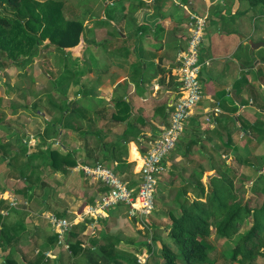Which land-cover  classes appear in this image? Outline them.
I'll use <instances>...</instances> for the list:
<instances>
[{"label": "crops", "instance_id": "0c3cea01", "mask_svg": "<svg viewBox=\"0 0 264 264\" xmlns=\"http://www.w3.org/2000/svg\"><path fill=\"white\" fill-rule=\"evenodd\" d=\"M111 1L107 0L106 3V8L112 9L109 16L101 10L103 13L100 12L101 15L96 19L84 20L90 28L76 45V50L89 47L88 64L83 59L85 49L79 54L69 51L72 59L79 58V64L87 66L83 68L85 73L79 78L73 77L66 88L63 86V90L54 87L46 91L52 96L51 100L49 101V95L45 96V99H41L40 107L35 109H39L38 114L44 119L48 118L47 124L43 127L37 124L36 129L32 122L23 126L30 137V152L34 151L33 147L46 149L51 146L61 152L72 151L77 163L67 172H49L48 177L52 181H41L46 182L41 197L34 195L33 189L29 191L30 195L24 196L30 209L24 208L28 213L24 219L25 228L21 229V225L16 227V232L21 231L13 256L17 264H66L62 260L61 245L52 244L54 232L45 217L49 213H59L60 217L75 219L74 223L84 224L79 238L83 246L92 250H96L92 240L100 242L105 231L119 236L122 232L124 234V229L133 232L134 228L137 229L134 226L137 223L140 225V221L134 223L133 218L126 216L127 211L111 208L106 217L97 219L93 229V218L84 216L82 209L87 204H93L102 189L96 180L86 177L77 166L81 163L101 162L102 159V163L113 167L128 186H138L141 148L146 149L147 142L168 123L169 115L166 112L169 111L170 102L177 96L180 86L178 56L187 46L190 13L206 14L207 19L199 54L201 99L192 108L183 130L185 137H182L186 141L189 136L210 135L209 129L215 128L216 119L225 114L233 120L229 126L234 130L240 129V132L233 133L240 143L244 137L243 126L257 123L258 120L254 123L250 120H256L257 115L260 117L259 115L264 114V47L253 46V43L264 42L262 5L250 6L245 0H180V3L174 0H136L132 3L124 1L116 6ZM94 21H99L102 25L99 27ZM113 30H117L118 37L114 36ZM102 42L107 43L105 50L101 47ZM123 45L128 47V51L127 47L121 49ZM118 48L121 50H117ZM40 57L44 58V54ZM205 67L207 69L203 71ZM38 85L45 88V84ZM42 92L38 97L46 95L44 89ZM119 100L123 102L119 103ZM66 102L73 109L61 106ZM164 104L167 107L163 115L159 107ZM215 108L219 110L215 112ZM43 136L47 142L42 144ZM119 139L125 144L119 155L123 162L104 153L113 151V146ZM214 141L220 143L217 138ZM178 144L180 145L177 143L175 150L167 157V172L173 178L178 177V170L181 168L177 169L175 161L183 159L184 162L192 163V159L182 157ZM206 146L208 144L203 148ZM203 148H200V153H203ZM80 149L83 150V155H80ZM12 150L14 149H9ZM120 150L116 149L115 152ZM192 153L197 155L196 147L192 148ZM226 159L229 160V156ZM8 160L9 164H5L12 167L10 158ZM213 174L214 171L206 181ZM50 182H54L57 189ZM5 187L0 183V200H6L9 204L11 199L17 201L13 209L2 214L5 223L12 225L16 224L19 212L24 209L20 207L17 189L11 184ZM73 189L76 196L74 192L70 193ZM70 194L72 201L68 200ZM30 198L37 200V203L33 200L35 208L31 206L33 202H29ZM53 200L61 204L54 203ZM4 204L0 202L1 206ZM3 207L0 211L5 208ZM52 208L57 212H52ZM155 211L158 212V209ZM150 214L145 219L151 218L159 227L169 226L166 214H163L167 218L164 222L158 220L156 214ZM98 224L99 227H96ZM91 229L96 233H90ZM139 239L121 238L120 245L116 244V247L135 254L137 252L134 250L138 251L141 247L139 253L146 257V246H142L144 240ZM167 239L165 238L170 243L171 240L169 242ZM121 245L127 249L121 248ZM214 245V251L219 257L209 254L210 264H230L228 257L224 256L231 250L229 246L223 247L224 244L218 245L217 242ZM9 250L8 246L3 248L0 244V264Z\"/></svg>", "mask_w": 264, "mask_h": 264}, {"label": "trees", "instance_id": "16d2710c", "mask_svg": "<svg viewBox=\"0 0 264 264\" xmlns=\"http://www.w3.org/2000/svg\"><path fill=\"white\" fill-rule=\"evenodd\" d=\"M245 1L250 6L264 7V0ZM67 3L66 0H0V61L2 52H5V57L9 60L26 55H30L31 60L36 54L35 45L41 44L44 40L45 47L53 46L63 53H68V48L78 45L90 27L84 20L64 16V7ZM7 7L12 9L13 13H10ZM111 12V8H106L104 14L109 16ZM100 44L102 48L107 46L106 42ZM126 47L123 45L121 49ZM68 54L71 56L70 52ZM64 69L63 74L54 80L56 82L54 87L59 90L63 89L61 84H70L73 77L85 73L84 70L68 69V66ZM51 98L49 95V101ZM166 107L165 104L159 107L161 114L164 115ZM166 114L168 115L167 112ZM231 122L233 120L229 115L221 114L216 119L215 128L209 129L210 135L189 136L186 141L178 139L177 143H180L178 148L184 147L181 155L186 160L191 159L189 156L193 154L192 148L196 147L197 152L202 154L200 148L208 144L209 150L201 155L206 160V165H194L192 161L189 172L191 179L183 177L190 165L182 166L178 170V176H182V179L172 198L174 208L163 209L169 221L168 227H159L151 218L140 222L143 225V235L146 236L144 245L148 253L144 263L138 261L137 254L118 249L116 247L118 237L107 231L102 234L101 243L92 240L96 250L83 246L79 238L85 227L82 223L73 224L67 234L70 257L80 258L79 264H210L209 254L216 247L214 243L227 240L234 241L231 255L227 258L230 264H252L253 259L264 257V169L262 171V166L251 158L253 150L264 138V129L257 123L243 126L242 140L245 142L241 145L233 136V133L240 132V129H232L229 126ZM216 138L220 143L214 141ZM6 139L3 137L4 145L9 146V140ZM41 139L42 144L47 140L44 136ZM18 143V149L7 156L11 159L10 162L14 160L19 162L25 155L28 158L37 157L43 162L39 166L28 165L25 162L17 167L25 181L24 193L30 194L29 191L34 185V175H37L35 172L43 171V166L49 167L53 172H67L77 163L72 151L61 152L48 146L34 153L28 151V146L23 140L19 139ZM113 147V151L104 153L123 162L119 155L125 144L119 139ZM116 149L121 150L115 152ZM141 150L142 153L145 152V148ZM228 156L229 160L226 159ZM140 165L141 161L138 168ZM244 168H248L250 174H246ZM26 169L28 173L25 172ZM205 170L214 171L208 181H203ZM98 185L102 189L101 193L107 190L103 182L99 181ZM0 202L5 203L2 205L5 207L3 210L13 209L6 200ZM22 205L23 203H20V206ZM2 206L0 205V208ZM24 208L26 209L25 206ZM25 209L19 212L18 221L12 225L5 223L3 210L0 211V244L3 248L6 246L10 248L4 255V260L2 258V264H17L13 256L21 231L16 232V227L21 225V229L25 228L24 219L28 214ZM132 218L134 222L140 221L137 215ZM240 229L244 231L241 232ZM212 235L214 236L211 239ZM52 237V244L57 245L56 234L53 233ZM165 238L171 242L168 243Z\"/></svg>", "mask_w": 264, "mask_h": 264}, {"label": "rangeland", "instance_id": "374dc122", "mask_svg": "<svg viewBox=\"0 0 264 264\" xmlns=\"http://www.w3.org/2000/svg\"><path fill=\"white\" fill-rule=\"evenodd\" d=\"M66 1H68V3L64 7V16L66 18L76 19V20L77 19L78 20L96 19L99 15H101L100 12H102V13H103V11L105 12L106 3H107V0H66ZM124 1H130L132 3V2H135L136 0H112L111 4H114L116 6H120ZM7 10L10 13H13V11H11L12 9H10L9 7H7ZM101 10H103V11H101ZM199 15L201 16L203 14L199 13ZM94 24L99 26V27H100V25H102L101 22H99V21H96V23L94 21ZM113 33H114L115 37H118L117 35L119 33L117 32V30H115V31L113 30ZM88 37H89V34H88ZM45 44H46V40H44L41 44L35 45V48H36L35 53L36 54L39 53L40 56L44 54V58L40 57L39 55L37 56L35 54L31 57V60L29 59L30 55L19 56L15 60H9L5 57V52H2L1 53L2 59L0 61V183L3 185L4 188H6L5 186H7L8 184H11L12 186H14L15 189H17L16 193H17L18 198L20 199L21 203H23V205L20 207L24 208V206H25L27 209H30V207L27 204L28 200L26 201L24 196H28L30 194L24 193L25 181H24L23 177L20 176L21 171L19 172L17 167L21 166V164H23L25 162L28 163V165L38 164V166L43 162L37 157L28 158V156L25 155V156L21 157L19 162H17L16 160L13 159L14 161H12V167H8L6 165V164H9V160L7 161V158L11 155L12 151L18 149L19 139H21V140L25 139L23 141L28 146V150L30 151V144H31V143H29L30 137L27 136V133L25 132L26 130L24 129L23 126H26L27 123L32 122V124H34V128L36 129L37 124L43 127L45 123L47 124L49 122L48 118L44 119V117H42L41 115L38 114L39 109H35V108L40 107V103L42 102L43 99H45L44 97L49 95L46 91H50L54 88V85L56 84V82H54V80H56L59 77V75L63 74V72L65 70L64 69L65 66H68V69H70V68L74 69V67H77V70H83V68H87V66L84 65L83 63L79 64V62H77L79 60V58L76 61L74 59H72V57L69 56V54H68L69 52L63 53L62 50L55 48L53 46L45 47ZM76 49L77 48L75 45L73 47L68 48L67 50L70 52L73 50V52H76L77 54H79V52H83V50L85 49L83 59H84V62L86 64H88V62H89V47L85 46L83 50H82V48L79 50H76ZM105 49L106 48H103V50H105ZM35 61H37L36 64H34ZM205 69H207V67H205L203 69V71ZM80 76H78V78ZM38 83H42L43 85L45 84V88H41L38 85ZM67 85H69V83L61 84V86H64V88H66ZM43 89H44L46 95H42V96L38 97L41 93H43L42 92ZM43 102H45V101H43ZM61 106L73 109L70 105H68V102H66L65 105L62 104ZM259 116L260 117H258V115H257L256 116L257 119L256 120H250V122L254 123L255 121L258 120L257 124L261 127V129H264V114H261ZM251 119H252V117H251ZM203 122H205V121H203ZM32 124L30 123V126ZM199 126H200V123H199ZM10 128H12V129H10ZM57 132H60V131H58V129H57ZM38 136H40V135H38ZM182 136H183V132H182L179 139L185 140V138H184L185 136L184 137H182ZM3 137H6L7 138L6 140H9V142H8L9 146L4 145ZM37 139L39 141V138H37ZM244 142H245L244 140H241L240 141L241 145ZM81 146H83V143L81 144ZM248 146H249V144H248ZM10 148L14 149V150L9 151ZM39 148L40 147H33L32 149L34 151H38ZM183 149H184V147L181 148V150H183ZM80 150H81L80 155H83V150L82 149H80ZM208 150H209V147L206 146L205 148L202 149V151H203L202 154L197 153V155L196 154L190 155V158L192 159V161L194 162V160H195L194 165H200V166L201 165L203 166L204 164L206 165V160H204L201 157V155H204V153H206ZM34 151H32V152H34ZM4 152L6 155L4 154ZM34 153H36V152H34ZM5 156H8V157L6 158ZM251 158H253V160H255L258 164H260L262 166L261 170L263 171V169H264V138L259 141L258 147L255 150H253ZM102 161L103 160L101 159V163H102ZM183 162H184L183 159L175 161V163L177 164V167H178L177 169L184 166V163H186L187 165L190 163V162L187 163L186 161L184 163ZM13 163H15L14 166H13ZM189 165H190V166H188L189 170L183 176V177H186L187 179H191L189 172H190V169L192 168V165L191 164H189ZM42 169H43V171H41V172H35L37 175H34V181H33L34 185L31 188V189H33L34 195L39 196V197L42 196V194L44 192L45 184H46L45 181L43 183H41V181H43V180L52 181V180H50V178L48 176H49V172H53L50 170L49 167L47 168L46 166H43ZM45 171H47L48 173L46 174ZM25 172L28 173V169H26ZM244 172L246 174H250L251 171L248 168H244ZM212 173H213V171L205 170L204 175H203V181L207 180L208 175H210ZM181 179H182V176L181 177L178 176V177L173 178L171 176V174H169L166 171V173H164L162 175L160 181L158 182V184L155 188L154 208L151 212L152 214L153 213L156 214V217H158L157 218L158 220L160 219V221H163V222L165 220H167V218L163 217V214H165L163 209L165 207L174 208L175 204L173 203L172 198L174 197V195L176 193V189L180 185ZM49 184L53 188L57 189L54 182H50ZM74 189L70 190V193L72 192V194H73V192H74V196H76ZM72 194H70V197H68V200H70V201H72V198H71ZM32 198L29 199V202H33V200H34L37 203V200L32 199ZM65 201H66V199H65ZM24 202H26V204H24ZM53 202L54 203H60V202H55L54 200H53ZM36 203L33 202L31 204V206L33 208H35ZM112 209L116 210V211L117 210L127 211V207H125L124 205H121V204L115 205L114 207H112ZM157 209H158V212L155 211ZM51 210H52V212L53 211L57 212V210H53V208ZM152 214H150V215H152ZM154 214H153V216H154ZM161 214H162V216H161ZM126 216H127V214H126ZM127 217H130V216H127ZM130 218H132V217H130ZM125 219H126V217H125ZM130 220L128 221L129 223H131ZM49 226H50V224H49ZM96 227H99V224ZM134 227H136L137 229L134 228V230H132L133 232L126 231L127 228L124 229L125 230L124 234L122 232L121 235H119V236L117 235L118 239L120 240L121 238L124 239L126 237H129V238L130 237H137L139 239L142 236L139 240L140 241H142V240L146 241L145 240L146 236L143 235L144 234L143 229H142L143 225L141 223H140V225H139V223H137ZM240 231L243 232L244 230L240 229ZM89 232L91 233V232H95V231H93L91 229V231H89ZM211 239H212V237H211ZM167 240L170 242V239H167ZM227 242H228V244H227ZM227 242L219 241L218 245L224 244L223 247H225L227 245V246H229V249H231V246L233 245L234 241L233 240H231V241L227 240ZM143 243H145V242H143ZM117 244L120 245V242L119 243L117 242ZM142 246H144V244H142ZM61 247L63 248V246H61ZM121 248L127 249V247L126 246L123 247V245H121ZM139 250H141V247L139 248ZM139 250L138 251L134 250V252H137V254H141V253H139ZM61 251H62L61 253H63L62 254V257H63L62 260L66 264H79V263H81L80 258L71 259L72 257H70L69 251H66L64 248ZM210 254H211L210 256H212V257H217V258L219 257V255L216 254L215 251L210 253ZM228 255L229 256L231 255V250L228 251ZM228 255H226V253L224 254L225 257H229ZM3 260H4V258H3ZM57 261H58V263L60 262L59 260H57ZM78 261H80V262H78ZM29 264H30V262H29ZM252 264H264V257L260 256L256 259H253Z\"/></svg>", "mask_w": 264, "mask_h": 264}, {"label": "built area", "instance_id": "2783aa9c", "mask_svg": "<svg viewBox=\"0 0 264 264\" xmlns=\"http://www.w3.org/2000/svg\"><path fill=\"white\" fill-rule=\"evenodd\" d=\"M174 1L176 3L181 2L180 0ZM206 19V14L200 16L190 13L187 46L178 56L177 71L180 86L177 96L168 106V123L155 137L147 142L145 152L141 154L138 186L136 188L128 186L114 171L113 167L106 166L99 161L93 164H78L77 169L86 177L97 182H103L107 188L93 204H87L82 209L84 216L93 218V225H91L93 229L97 219L106 217L107 211L115 205L126 206L127 215L130 217L137 215L140 218V222L152 212L155 188L160 176L168 170L167 157L175 148L192 108L201 99L202 86L199 81V54ZM214 110L217 112L219 109L215 108ZM16 202L15 199H11L10 206L15 207ZM7 213L8 210L2 211V214ZM45 217L56 234L57 245H61L66 251H69L66 237L71 226L75 224V219L60 217L55 213H49ZM137 258L140 263H144L146 259L141 254H137Z\"/></svg>", "mask_w": 264, "mask_h": 264}, {"label": "water", "instance_id": "95a60500", "mask_svg": "<svg viewBox=\"0 0 264 264\" xmlns=\"http://www.w3.org/2000/svg\"><path fill=\"white\" fill-rule=\"evenodd\" d=\"M251 43H252V42H251ZM253 46L256 47V48H258V47H260V46L264 47V42L259 41V42L253 43ZM147 220H148V219H147Z\"/></svg>", "mask_w": 264, "mask_h": 264}]
</instances>
